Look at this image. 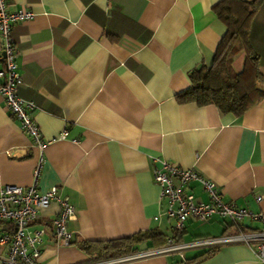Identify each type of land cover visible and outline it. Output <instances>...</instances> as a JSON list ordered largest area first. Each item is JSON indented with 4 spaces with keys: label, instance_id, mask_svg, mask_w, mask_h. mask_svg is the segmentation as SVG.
I'll return each instance as SVG.
<instances>
[{
    "label": "crops",
    "instance_id": "crops-1",
    "mask_svg": "<svg viewBox=\"0 0 264 264\" xmlns=\"http://www.w3.org/2000/svg\"><path fill=\"white\" fill-rule=\"evenodd\" d=\"M221 0H6L8 11L26 9L30 20L12 26L21 77L19 96L34 104L44 141L32 143L0 97V189L56 186L75 208L68 222L74 239L56 244L52 203L31 229L45 227L43 264L108 260L98 243L138 236L131 254L235 231L226 219H189L176 237L159 198L154 168L169 162L209 180L224 202L264 216V95L241 115L215 105L179 103L189 73L209 66L225 26L213 11ZM248 41L258 57L264 92V0L251 22ZM2 40L0 38V55ZM245 54L232 68L240 72ZM3 63L0 60V69ZM63 131H65L63 135ZM184 191L202 201L197 181ZM260 198V200H258ZM241 227H260L244 218ZM7 232L0 224V235ZM128 254V255H131ZM0 255L6 247L0 245ZM126 256V255H125ZM115 264H261L244 244L212 250L152 254Z\"/></svg>",
    "mask_w": 264,
    "mask_h": 264
},
{
    "label": "built area",
    "instance_id": "built-area-1",
    "mask_svg": "<svg viewBox=\"0 0 264 264\" xmlns=\"http://www.w3.org/2000/svg\"><path fill=\"white\" fill-rule=\"evenodd\" d=\"M32 17L33 13L26 9L8 11L6 0H0V60L3 63V68L0 69V97L7 112L19 122L20 128L30 137L32 143L42 147L44 141L33 117L34 104L21 98L18 93L21 77L17 71V51L12 36V26L15 23L30 20ZM64 133L65 131L63 135ZM39 168L37 164L33 170L31 185H6L0 189V224L7 228V232L0 235V245L6 247V255H0V264H43L40 261L39 246L46 230L42 226L31 229V224L52 203L56 204L57 211L49 224L56 244L67 246L73 242L74 235L68 229V222L75 217V208L68 197L59 195L56 186L44 192L37 189ZM152 179L159 187V198L165 197L168 201L166 215L173 220L176 237L183 233L185 222L189 219L201 223L208 222L213 217L226 219L235 231L186 242L169 238L165 246L158 249L82 264H115L131 258L174 252L182 256L186 250L209 251L232 244L246 245L257 260L264 264V216L239 208L233 202H224L213 184L193 169H183L169 162H162L161 167L153 169ZM191 181L201 184L208 196V202H202L193 194L184 191V187ZM244 218L260 221L261 225L253 230L245 229L240 225Z\"/></svg>",
    "mask_w": 264,
    "mask_h": 264
},
{
    "label": "trees",
    "instance_id": "trees-1",
    "mask_svg": "<svg viewBox=\"0 0 264 264\" xmlns=\"http://www.w3.org/2000/svg\"><path fill=\"white\" fill-rule=\"evenodd\" d=\"M262 0H221L213 11L225 26V33L215 49L209 66H199L189 73L190 86L175 94L179 103L215 105L222 113L237 116L259 101L264 92L258 86L262 76L258 71V57L252 50L248 35L254 14ZM240 51L245 63L240 72L232 68L233 57ZM138 236L105 242H83L79 247L88 251L97 246L106 258L125 256L134 252Z\"/></svg>",
    "mask_w": 264,
    "mask_h": 264
}]
</instances>
